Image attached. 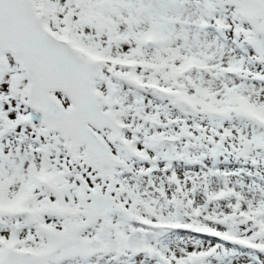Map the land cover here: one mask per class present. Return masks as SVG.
Returning <instances> with one entry per match:
<instances>
[{
	"label": "snow or ice",
	"instance_id": "6c2138e0",
	"mask_svg": "<svg viewBox=\"0 0 264 264\" xmlns=\"http://www.w3.org/2000/svg\"><path fill=\"white\" fill-rule=\"evenodd\" d=\"M0 264H264V0H0Z\"/></svg>",
	"mask_w": 264,
	"mask_h": 264
}]
</instances>
